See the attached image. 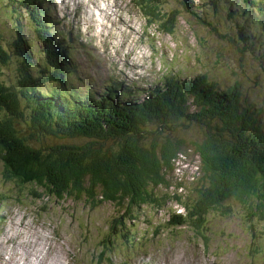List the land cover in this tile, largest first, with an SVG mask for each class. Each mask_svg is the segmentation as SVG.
<instances>
[{
	"label": "trees",
	"instance_id": "obj_1",
	"mask_svg": "<svg viewBox=\"0 0 264 264\" xmlns=\"http://www.w3.org/2000/svg\"><path fill=\"white\" fill-rule=\"evenodd\" d=\"M137 1L158 31L172 37L187 11L196 36L209 31L234 46L242 59L249 55L258 60L264 74V20L256 14L264 8L255 0L231 5L227 12L216 0H206L210 12L193 0H180L184 11L174 8L165 14L160 0ZM42 37L62 46L46 31ZM48 56L57 67L53 77L58 76L62 69L56 52L49 49ZM32 64L21 26L0 30L3 183L28 190L35 201L47 202L45 206L83 205L93 212L112 204L117 210L112 232L126 233L128 222L136 221L145 208H162L172 201L185 210L173 215L174 225L209 232L221 218L236 215L253 241L264 240L263 109L241 99L242 81L224 89L207 74L167 77L140 103L107 97L97 106L75 104L65 112L64 105L58 106V91L51 94L53 102L38 96V83L50 80L51 74L39 65L36 80ZM109 90L118 93L124 87L115 83ZM192 126L204 131L203 141L195 145L200 176L186 194L170 193L173 185L184 189L172 185L171 177L185 153V141L178 135ZM259 223L262 231L256 230Z\"/></svg>",
	"mask_w": 264,
	"mask_h": 264
},
{
	"label": "rangeland",
	"instance_id": "obj_2",
	"mask_svg": "<svg viewBox=\"0 0 264 264\" xmlns=\"http://www.w3.org/2000/svg\"><path fill=\"white\" fill-rule=\"evenodd\" d=\"M16 1L0 0V30L14 29L13 26L20 22L22 31L30 42V49L38 58L39 46L37 40H34L33 29L27 24V12L21 9ZM106 1L85 0L88 4L89 24L97 20L92 7L95 2L98 3L99 10L102 9L101 5L104 3V7L110 8L105 13L112 15L113 7L108 0ZM113 1L115 17L119 19L117 21L119 29H114L111 36L112 38H121L114 58L104 47V42L94 39L93 28L89 30L88 38L82 34L80 25L83 19L80 18L82 13L78 6L77 8L71 7L69 11L65 10V14L59 13L57 16L47 17L48 23L54 22L53 27L57 25L67 44L72 48L75 64L79 70L78 76L86 84L106 82L111 76L119 77L130 83L150 84L157 82L167 73L175 74L183 79L207 74L211 81L224 89L233 86L237 81H242L241 99L248 100L258 108H262L264 120V74L261 73L258 60L249 55L242 59L234 46L221 41L209 31H205L200 38L196 36L191 30V18L187 11L182 18L179 17L180 24L172 37L159 32L156 23L145 25L148 18L145 16L142 6L139 5V1ZM260 1L264 4V0ZM9 3L17 7L18 10L11 8ZM194 3L197 4L198 1L195 0ZM47 6L54 8L50 2ZM81 8L84 9V6ZM160 8L163 14L174 8L184 11L179 0H164ZM102 17L105 21H109L106 16L102 15ZM221 31L226 32L227 27L223 26ZM51 33L55 37L59 35L57 31H55V35H53V30ZM117 44V42L114 43L113 48ZM152 46L156 52L154 70L148 74H136L138 69L147 71L146 57L150 54L149 50L152 49ZM203 49H205L204 54ZM261 57L260 55L259 60L262 61ZM4 73L7 74L8 69ZM258 74L259 78H257ZM22 128H27V126L22 125ZM178 137L185 141V153L176 162L175 176L173 174L171 180L172 185L173 183L176 186L182 185L184 189L182 187L176 189L173 185L169 188V192H178L184 195L200 176L201 160L196 153L195 145L203 141L204 131L198 126H192L190 129L181 130ZM109 145L116 147L114 143H109ZM2 181L0 169V198L4 200L0 205L2 215L7 218L9 212L13 211V207L18 206L15 199L26 201V204L19 207V211L29 209L23 215V233L20 240L11 244L13 237L20 234L18 228L10 239L6 237V241L9 242L8 251L2 254V258H6L10 263L11 257H15V262L19 263L18 258L22 256L20 248L23 244L22 264H83L77 260L76 255L78 258L80 255L89 256L88 251H92L105 236L109 235V226L117 214V210L112 204H102L101 208L93 212L85 209L87 207L83 205H77L73 209L55 204L45 206L43 203L47 202L44 200L43 203L35 201L28 190L19 191L16 184H6ZM169 195L173 197V194ZM175 212L185 213V210L171 201L162 208L147 207L136 221L128 222L127 227L130 228V232L126 233L135 236L137 243L143 242L139 240L143 236L151 240L141 250L155 253L151 261H146L148 264H186L184 259L192 260L190 264H264V240L253 241L252 232L249 229L245 230L244 226L246 225H243L236 215L231 218H221L220 225L215 223L217 226L215 227V224L212 226L213 231H217V233L211 234L210 247L205 250L202 241L198 245L196 242L190 243L191 231L187 227L171 225L169 221ZM4 223V221L1 222L0 227ZM56 224L59 227H56ZM262 228V224L256 225V230L262 231ZM10 231L8 236H10ZM175 231L177 234L174 233ZM153 235L155 236L153 237ZM108 238L116 241L118 246L112 255L114 258L119 259L125 252L131 251L123 247L125 239L117 233ZM256 246L263 250L258 249V258L251 262L248 250ZM0 264L6 263L0 262Z\"/></svg>",
	"mask_w": 264,
	"mask_h": 264
},
{
	"label": "bare ground",
	"instance_id": "obj_3",
	"mask_svg": "<svg viewBox=\"0 0 264 264\" xmlns=\"http://www.w3.org/2000/svg\"><path fill=\"white\" fill-rule=\"evenodd\" d=\"M89 1H93V0H89ZM98 1H99V0H98ZM104 1L107 2L106 0H104ZM93 4H94V3H93ZM112 7H113V6H112ZM107 9H110V8H109V7H108V8L103 7L101 10H99V9H98V10H99L100 12H103V11L106 12ZM112 9H114V7H113ZM259 10H260V9H259ZM257 11H258V10H257ZM100 12H98V13H94V15H95V17H96L97 20H99ZM111 14H112V13H111ZM112 15H113V14H112ZM112 15H111V16H112ZM17 235H18V234H17ZM22 245H23V244H22ZM19 258H20V257H19ZM16 259H17V258H16ZM9 260L11 261L12 264H19V263L15 262V257H14V258L11 257ZM37 260H38V259H37ZM155 262H156V261H155ZM7 263H10V262L7 261ZM149 263H150V262H149Z\"/></svg>",
	"mask_w": 264,
	"mask_h": 264
}]
</instances>
